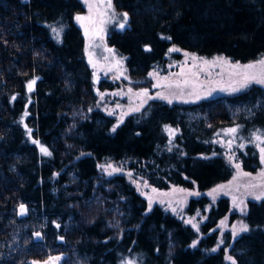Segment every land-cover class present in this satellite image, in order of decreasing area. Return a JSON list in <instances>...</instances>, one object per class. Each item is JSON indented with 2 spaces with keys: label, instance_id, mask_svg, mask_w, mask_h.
Wrapping results in <instances>:
<instances>
[{
  "label": "trees",
  "instance_id": "trees-1",
  "mask_svg": "<svg viewBox=\"0 0 264 264\" xmlns=\"http://www.w3.org/2000/svg\"><path fill=\"white\" fill-rule=\"evenodd\" d=\"M112 2L127 13L128 24L110 34L109 45L126 57L136 77L165 65L171 46L239 62L264 58V0ZM83 12L80 0H0V264L53 257H61L59 264H125L127 257L138 264H232L226 247L212 252L217 224L229 212L225 197L211 208L197 238L159 206L148 213L146 199L116 175L107 180L105 200L123 212L126 231L119 237L102 219L89 218L81 196L73 194L90 196L100 161L126 155L154 161L149 175L159 187L206 191L233 175L222 156L198 158L212 152L229 128L237 129L243 169L255 172L251 137L264 130V87L253 84L193 103L151 100L119 126L93 110L67 135L70 108L94 99L93 70L76 22ZM208 203L202 196L191 199L190 207ZM246 221L249 231L228 240L229 255L235 264H264V202H248Z\"/></svg>",
  "mask_w": 264,
  "mask_h": 264
},
{
  "label": "rangeland",
  "instance_id": "rangeland-1",
  "mask_svg": "<svg viewBox=\"0 0 264 264\" xmlns=\"http://www.w3.org/2000/svg\"><path fill=\"white\" fill-rule=\"evenodd\" d=\"M80 1L85 8V12L77 16L85 17V19L82 21L76 19V22L84 32L85 58L93 70L94 99H92V96L86 97L84 103L70 108L68 113L71 126L67 130V135H71L77 124L88 117L93 110H101L114 117L117 121L116 126H119L129 115L142 110L151 100H159L168 104L193 103L218 95L236 94L246 90L253 84L264 87V84L256 83L255 80H250L246 86L241 87L243 66L256 64L257 67L248 69V72L249 74L258 75L261 71H264V68L259 65V61L264 58L256 61L239 62L217 55L212 57L202 56L176 46H171L170 49L177 48L180 51H170L165 65L154 68L143 77H136L131 74L126 64V57L109 45L108 38L110 34L114 30H122L119 24L125 19L124 12L117 10L112 0L111 8L107 7L108 0ZM127 24L128 16L123 29L127 27ZM109 49L112 51H109ZM185 53H188V56H185ZM192 57H196V59L193 60ZM218 57L230 61V63L226 64L222 60L218 61ZM205 60L209 63H203ZM235 64H240L241 69H236ZM185 81L187 83H184ZM177 82L180 83V87L175 86ZM101 83L106 87L101 88ZM157 84L160 86L156 87ZM168 85L172 86L169 87ZM129 89H131V92ZM233 89L236 90L233 91ZM145 91L148 93L147 96L136 95V93ZM161 94L166 96L167 99H161ZM101 95H103V98H101ZM169 100H171V103H169ZM135 108H139V111L132 110ZM227 130L224 131V136L220 137V140L216 143V148L212 152L200 154L198 158L209 159L222 156L232 167L233 175L229 180L216 184L206 191L173 183H169L165 188L159 187L153 183L149 175L156 169L154 168L156 167L154 161H140L138 158L126 155L119 159L105 158L100 161L98 174L92 180L90 196L86 197L84 192L73 195L74 197L81 196V202L84 206L81 207L89 218L102 219L106 227L113 231V235L119 237L126 231L121 225L123 212L117 203L111 206L105 200L106 193L111 189V186L107 184V180L116 175L123 176L146 199L148 213L151 212L153 207L159 206L166 214L172 215L185 225L190 226L196 233L197 238L201 236V225L207 220L211 208L220 198L225 197L230 204L229 212L217 224L218 243L213 248L215 251L212 249V252H216L220 247H226V259L233 264L232 258L229 259L230 246H226L227 242L228 240L232 242L238 236L249 231L246 221L248 202H264V177L260 175L261 172H264V162L261 161L260 151L261 148H264V143H261V141H264V130H255L251 137L259 162V167L255 172L243 169L241 159L237 155L238 150H240L236 141L237 131L236 133L226 134ZM257 136L260 137V140H257ZM229 141H231L230 146L228 145ZM70 146L73 150V145L70 144ZM82 154H79V156ZM230 157L231 159H229ZM236 164L240 165L239 169L236 168ZM109 165H111V168H109ZM112 168L119 170L109 175L108 173ZM129 173H131V176L128 175ZM145 183L147 184L146 187ZM221 185L227 187L213 193V195H208L213 189ZM85 188L88 189V185ZM180 189L183 191H180ZM189 193L196 194L190 195ZM202 196H206L209 203L204 207L191 208V199H198ZM257 196L261 198L256 199ZM113 205H116L115 209L112 208ZM232 215L235 216L232 217ZM242 226H246L247 231H243ZM125 264L138 263L127 257Z\"/></svg>",
  "mask_w": 264,
  "mask_h": 264
},
{
  "label": "snow or ice",
  "instance_id": "snow-or-ice-1",
  "mask_svg": "<svg viewBox=\"0 0 264 264\" xmlns=\"http://www.w3.org/2000/svg\"><path fill=\"white\" fill-rule=\"evenodd\" d=\"M107 7H108V8H111V7H112L111 0H108ZM123 15H124V18H125V19H124L123 22H121V23L119 24V27H120L121 29H123V28L125 27V23H126V21H127V13H124ZM76 19H77L78 21H82V20L85 19V17L77 16ZM53 32H56L57 37H59V32L57 31V29L53 28ZM86 34H87V33H86ZM168 39H170V37H169ZM149 50H150V49H149ZM109 51H112V50L109 49ZM170 51L175 52V51H180V50L177 49V48H172V49H170ZM184 55H185V56H188V53H185ZM192 59L195 60L196 57H192ZM217 60H218V61H221V60H222V61H223L224 63H226V64L230 63V61L224 60L223 58H220V57H218ZM90 62H91V61H90ZM203 63L208 64L209 62L205 60V61H203ZM259 65L262 66V68H264V59H261V60L259 61ZM94 66H95V65H94ZM193 67H195V65H193ZM234 67H235L236 69H241V65H240V64H235ZM256 67H257L256 64H248V65H246V66H243V70H242V72H241V74L243 75V80L241 81V87L246 86L247 83H248L250 80H255V82H256V83H259V84H264V71H261L258 75H257V74H249V72H248V69H253V68H256ZM180 74H182V73H180ZM165 79H167V77H165ZM35 83H36V80H35V79L32 80V81L29 83V85H28L29 91L32 90V86H33ZM184 83H187V81H185ZM159 86H160L159 84L156 85V87H159ZM168 86L171 87L172 85H168ZM175 86H176V87H180V83L177 82ZM235 90H236V89H233V91H235ZM129 91L131 92V89H129ZM136 95H137V96H141V95H142V96H147L148 93L145 91V92H143V93H136ZM101 98H103V95H101ZM160 98H161V99H167V97L164 96V95H162V94H161ZM197 98H199V97H197ZM13 99H15V97H13ZM169 103H171V100H169ZM132 110H133V111H139V108H135V109H132ZM110 114H111V113H110ZM113 131H115V128H113ZM167 131H169V133L174 132L173 129H167ZM236 131H237L236 128H231V129H228V130H227V133H226V134L236 133ZM256 138H257V140H260V137H259V136H257ZM33 142H34V143H37V141H33ZM261 143H264V141H261ZM228 145H229V146L231 145V141L228 142ZM260 151H261V161L264 162V148H261ZM41 152H42L44 155H49V156L51 155V153L47 150V148H44V147H41ZM229 159H231V157H230ZM239 167H240V165H239V164H236V168L239 169ZM109 168H111V165H109ZM118 170H119V169L112 168L111 171H110L108 174L111 175L113 172L118 171ZM128 175L131 176V173H129ZM245 175H247V174H245ZM260 175H261V177H264V172H261ZM146 186H147V184L145 183V187H146ZM226 187H227L226 185H221V186H219L218 188L213 189V191H212L211 193H208V195H213V193L219 192V191H221V189L226 188ZM153 191H155V189H153ZM180 191H183V190L180 189ZM189 194L192 195V194H196V193H189ZM260 198H261L260 196H257V197H256V199H260ZM234 201H235V198H234ZM149 207H150V205H149ZM19 211H20V215H24V214L26 213L27 210H26V208L24 207V205L21 204V205H20V209H19ZM57 227H58V225H57ZM194 227H195V225H194ZM242 230H243V231H247V227H246V226H242ZM213 251H215V249H213ZM55 259L58 260L59 257H57V258H55ZM229 259H231V257H229ZM33 264H36V262H33ZM233 264H235V262H233Z\"/></svg>",
  "mask_w": 264,
  "mask_h": 264
},
{
  "label": "water",
  "instance_id": "water-1",
  "mask_svg": "<svg viewBox=\"0 0 264 264\" xmlns=\"http://www.w3.org/2000/svg\"><path fill=\"white\" fill-rule=\"evenodd\" d=\"M38 237V236H37ZM39 239V238H37ZM56 257H53L51 259H48L47 261H44V262H39V263H36V264H51L52 261H55L56 264H59V262L61 261V257H59V259H55ZM34 261H31V264H33Z\"/></svg>",
  "mask_w": 264,
  "mask_h": 264
},
{
  "label": "bare ground",
  "instance_id": "bare-ground-1",
  "mask_svg": "<svg viewBox=\"0 0 264 264\" xmlns=\"http://www.w3.org/2000/svg\"><path fill=\"white\" fill-rule=\"evenodd\" d=\"M51 264H56V263H55V261H52V263H51Z\"/></svg>",
  "mask_w": 264,
  "mask_h": 264
}]
</instances>
